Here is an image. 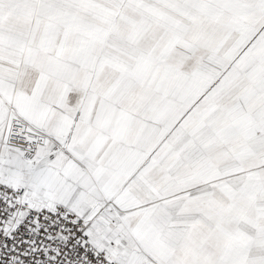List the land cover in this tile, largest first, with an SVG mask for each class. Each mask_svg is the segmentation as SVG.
I'll use <instances>...</instances> for the list:
<instances>
[{"label": "snow or ice", "instance_id": "1", "mask_svg": "<svg viewBox=\"0 0 264 264\" xmlns=\"http://www.w3.org/2000/svg\"><path fill=\"white\" fill-rule=\"evenodd\" d=\"M0 264H264V0H0Z\"/></svg>", "mask_w": 264, "mask_h": 264}]
</instances>
